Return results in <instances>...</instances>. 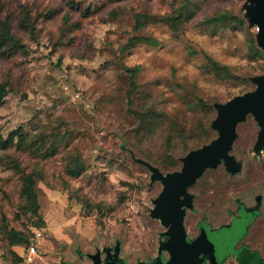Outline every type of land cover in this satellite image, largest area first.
I'll return each instance as SVG.
<instances>
[{"label":"rangeland","instance_id":"rangeland-1","mask_svg":"<svg viewBox=\"0 0 264 264\" xmlns=\"http://www.w3.org/2000/svg\"><path fill=\"white\" fill-rule=\"evenodd\" d=\"M183 1L0 0V16L22 44L11 55L0 54V82L7 85L0 134L19 128L33 140L29 147L0 152V264H93L87 253L97 249L101 264L155 261L164 227L150 209L161 184H150V171L131 152L162 172L179 169L183 155L216 136L210 127L213 103L252 90L250 77L264 72V55L250 50L257 29L244 18L246 0H191L192 17L174 33L157 17ZM219 12L244 22L201 24ZM137 13L152 17L138 29ZM133 35L152 36L157 44L122 49ZM208 58L238 78L214 72ZM133 66L131 108L156 110L160 115L151 128L127 105L126 68ZM259 128L249 113L237 125L230 151L238 170L208 169L190 188L194 205L184 218L189 236L197 234L201 219L217 228L203 226L194 247L202 263L196 264H219L224 258L221 264H237L232 253L241 244L264 256V147L253 146ZM75 159L82 163L77 175L67 169ZM12 161L24 173L36 172L38 214L25 209L22 173L8 165ZM257 194L259 214L245 211L229 231L232 214H239L236 198L250 207ZM36 228L42 237L29 259L22 245L9 244L7 232L31 238ZM106 247L113 250L110 255Z\"/></svg>","mask_w":264,"mask_h":264},{"label":"water","instance_id":"water-1","mask_svg":"<svg viewBox=\"0 0 264 264\" xmlns=\"http://www.w3.org/2000/svg\"><path fill=\"white\" fill-rule=\"evenodd\" d=\"M243 7L248 23L256 26V43L264 52V0H246ZM250 80L255 84L252 90L237 94L225 102L213 103L216 116L211 121V128L216 131V136L181 157L180 169L164 173L147 160L135 158L131 154L136 162L146 166L150 171V184L155 181L162 184L160 192L152 199L150 216L159 219L162 225L167 227L162 233L166 239L160 241L155 261H139L137 264H162L163 250L170 253L165 264H196L199 259L202 263L194 247L203 236L201 234L189 242L183 224L186 207L192 206V196L187 192V187L194 184L206 169L216 168L221 160L227 171L238 170V162L230 151L238 134L237 125L245 120L249 113L260 126L253 146L256 151L264 147V72L251 76ZM103 251L110 255L111 247L103 248ZM119 251L120 245L116 243L114 257H118ZM87 256L91 258L93 264H101L100 249Z\"/></svg>","mask_w":264,"mask_h":264},{"label":"trees","instance_id":"trees-1","mask_svg":"<svg viewBox=\"0 0 264 264\" xmlns=\"http://www.w3.org/2000/svg\"><path fill=\"white\" fill-rule=\"evenodd\" d=\"M190 3L191 0H184L183 2L180 3L179 6L174 8L172 12L168 14H163L157 18L167 23L170 29L175 33L176 31L179 30L180 24L182 22L192 17L193 8L190 6ZM135 16H136V22L134 27L136 29H138L146 20L152 18L148 13H137ZM230 22H233L234 24L236 23L242 24L244 20L229 12H219L217 14L205 18L204 20H202L201 24L216 26L219 23L225 24ZM23 25H24V30L30 29V26L28 27L25 24ZM139 42H145L151 45L157 44V40L152 36L133 35L129 37L128 40L123 44L122 49H127ZM21 46L22 44L20 42V39L10 29L9 20L3 19L0 16V54L5 56L11 55L15 51H17ZM250 50L253 55H259L262 57L264 55L263 50L256 43L255 35L254 37L251 38ZM190 51L194 52V50L192 49H190ZM208 65L214 72L220 73L224 77H228L232 79L238 78V75L233 73L228 66L222 65L211 58H208ZM126 72H127L128 85H129V88L126 93L127 105L129 107V110L130 112H132L133 114L139 117L140 123H144L145 128H151L152 126L156 125L160 114L154 109L145 110L144 113H140L137 110L131 108V105L133 104L132 94L134 93V90L136 88L135 75L137 72V66L127 67ZM6 92H7V85L3 82H0V105L2 103V99L6 94ZM198 101L202 102L201 99H199ZM142 119H144V121H142ZM210 127H211V122H210ZM38 137L40 136L38 135ZM32 141L33 140L29 139L24 133H22V131L19 128L12 129L7 136H3L2 134H0V152L7 150L9 147L14 145L18 148L29 147L32 145L31 143ZM209 141H206L195 148H198ZM40 143L42 144V140H40ZM46 151L51 153L53 151L52 145L48 146V148H46ZM131 154H133V152H131ZM8 165L12 167L16 172L22 173L21 195L25 199V203H26L25 209L33 212L34 214H38L39 203L37 200V193L35 189L36 172L33 170L27 173L22 172L20 164L17 161H12ZM81 167H82V163L79 160L75 159V165L70 168L68 167L67 169L70 174L77 175L82 170ZM256 215L257 213L255 214V216ZM7 238L10 245H22L24 248L27 247L31 241V238H29V236H27L26 234L14 230H9L7 232ZM233 255L236 258L237 264H264V256H262L258 250L250 248V246L247 244H241V246L238 249L234 250L232 256ZM17 258L20 259V257L18 256ZM225 259L226 258L220 261L219 264L224 262Z\"/></svg>","mask_w":264,"mask_h":264},{"label":"flooded vegetation","instance_id":"flooded-vegetation-1","mask_svg":"<svg viewBox=\"0 0 264 264\" xmlns=\"http://www.w3.org/2000/svg\"><path fill=\"white\" fill-rule=\"evenodd\" d=\"M182 163V162H181ZM219 165H223L224 167H225V164H224V162L221 160V162H220V164ZM218 165V166H219ZM181 166H182V164H181ZM217 166V167H218ZM216 167V168H217ZM181 168V167H180ZM179 168V169H180ZM208 169H215V168H208ZM208 169H206L205 171H204V173L208 170ZM225 169H226V167H225ZM176 170H178V169H176ZM173 171V170H172ZM227 172H229V171H227ZM165 173V172H164ZM203 173V174H204ZM203 174H202V176H203ZM201 176V177H202ZM201 177H199V178H201ZM198 178V179H199ZM198 179L196 180V182L198 181ZM158 182H160V181H158ZM196 182L194 183V184H192V185H190V186H188L187 187V192L189 193V194H191V196H192V206L190 207V208H188V207H186V211H185V214H184V218H185V216H186V213H187V210L188 209H191L192 207H193V205H194V203H193V201H194V194L192 193V192H190V188L193 186V185H195L196 184ZM160 184H161V182H160ZM161 188H162V184H161ZM161 190V189H160ZM160 192V191H159ZM158 192V193H159ZM158 195V194H157ZM156 195V196H157ZM254 200H255V204L253 205V206H250V207H247V206H245L244 205V203L243 202H241L238 198H236V204H237V207H236V209H237V211H238V213L239 214H232V217H231V221H230V223L227 225V229H229V231H231L232 229H233V226H232V221L234 220V219H236V218H240L242 215H243V213L246 211V213L248 212H251L250 210H256V213H257V215L259 214V210H260V206H261V196L259 195V194H257V195H255V197H254ZM256 215V216H257ZM255 216V217H256ZM254 217V218H255ZM159 220V219H158ZM251 221H253V219H250V221H248V223H247V225H246V229H245V233L247 232V228H248V226L250 225V223H251ZM159 222H160V220H159ZM161 223V222H160ZM162 224V223H161ZM183 224H184V219H183ZM210 226V228L208 229L209 231H213V230H215V229H217V228H214V227H212L211 226V224L210 223H206L205 222V219H201L199 222H198V232H197V234L194 236V237H190L189 236V234H188V232H187V230H186V228H185V230H186V232H187V235H188V240H189V242H191L192 240H194V239H196L198 236H200L201 234H202V229H203V226ZM163 226V225H162ZM221 226H225V225H221ZM164 227V230L161 232V236L159 237V239H158V246H159V243H160V241H162V240H165L166 239V236L165 235H162V233L167 229V227H165V226H163ZM184 227H185V225H184ZM220 227V226H219ZM240 238H242V237H240ZM240 240V239H239ZM116 244H114V245H112V246H115ZM241 245H235V247H234V250H236V249H238L239 247H240ZM120 250H121V247H120ZM113 251V250H112ZM111 251V252H112ZM105 252V251H104ZM120 252V251H119ZM87 254H89V253H87ZM197 255H198V257H201L202 255L201 254H199V253H197ZM158 256V247H157V254H156V256L155 257H157ZM169 257H170V253H169V251L168 250H163L162 251V264H165L166 263V261L169 259ZM90 258V257H89ZM91 259V258H90ZM92 261V260H91ZM150 261H152V260H150Z\"/></svg>","mask_w":264,"mask_h":264},{"label":"built area","instance_id":"built-area-1","mask_svg":"<svg viewBox=\"0 0 264 264\" xmlns=\"http://www.w3.org/2000/svg\"><path fill=\"white\" fill-rule=\"evenodd\" d=\"M41 237H42V229L41 228L33 229V235L31 237L30 244L24 249L25 254L29 259L37 253L35 242H37Z\"/></svg>","mask_w":264,"mask_h":264}]
</instances>
